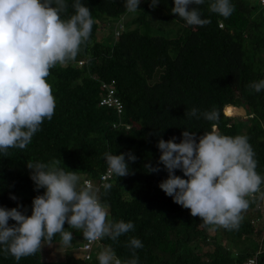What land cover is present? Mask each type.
Listing matches in <instances>:
<instances>
[{
	"label": "trees",
	"instance_id": "16d2710c",
	"mask_svg": "<svg viewBox=\"0 0 264 264\" xmlns=\"http://www.w3.org/2000/svg\"><path fill=\"white\" fill-rule=\"evenodd\" d=\"M74 2L66 0L62 18L74 14ZM81 2L95 21L90 39L75 59L50 69L47 80L56 101L52 119L44 120L25 149L0 152V206L22 205L19 210L30 216L33 199L45 189H36L27 164L59 159L65 171L83 177L82 186L85 179L99 186L110 220L130 221L134 229L117 241H96L86 258L78 248L86 241L82 232L66 222L81 257L67 250L63 258L45 259L44 240L34 255L19 261L0 250V264H99L98 254L107 246L126 261L133 258L128 246L133 237L143 244L135 249L138 264H264V196L247 197L250 205L238 228L206 225L159 187L168 172L159 164L158 148L160 139L176 137L180 143L186 130L198 140L215 124L223 135L248 138L256 172L264 177V89L250 87L264 80V6L230 0L234 11L224 18L210 12L213 0H204L193 7L210 23L195 27L172 13L174 0H158L155 8L151 0H141L135 13L126 12V0ZM118 23L122 27L116 35ZM101 28H108L107 35H99ZM103 82L114 83L122 112L100 105ZM232 107L236 110L230 112ZM192 108L199 110L197 116L188 115ZM212 110L218 118L210 122L202 113ZM105 152H131L137 159L129 161L128 175L111 174L101 183L108 170ZM146 164L161 170L150 172ZM175 174L187 179L180 169ZM51 243L62 244L60 235Z\"/></svg>",
	"mask_w": 264,
	"mask_h": 264
},
{
	"label": "clouds",
	"instance_id": "9594fccd",
	"mask_svg": "<svg viewBox=\"0 0 264 264\" xmlns=\"http://www.w3.org/2000/svg\"><path fill=\"white\" fill-rule=\"evenodd\" d=\"M141 0H126V12L139 10ZM204 0H174L172 13L189 26L203 27L210 23L201 16L198 7ZM158 0H151L155 8ZM74 14L67 12L66 0H0V152L7 155L10 148L25 149L41 129L45 119L51 120L56 107L52 86L47 78L50 69L75 59L82 44L89 39L95 23L90 8L75 0ZM209 10L224 18L234 11L230 0H213ZM256 92L264 89V80L250 85ZM197 108L188 113L197 116ZM203 117L215 121L217 113L204 111ZM183 139H160L159 164L167 169L168 177L159 187L174 202L190 209L193 217H200L206 225L226 229L239 227L241 213L249 208L250 200L261 193L264 177L256 172L255 152L243 135L226 136L212 125L198 140L196 134L183 132ZM127 157V159H126ZM110 174L128 175L129 161L137 157L131 152L119 155L105 152ZM61 161L29 162L31 179L36 189H45L32 201L31 215L19 208L0 206V250L19 261L34 255L44 240L51 242L56 234L65 246H71L73 234L64 227L80 230L92 243L109 237L113 241L134 229L132 222L110 220L108 205L99 198V189L91 184L78 187L76 171H65ZM150 172L159 166L146 164ZM182 170L184 177L175 174ZM105 190L110 184L103 185ZM11 199H17L14 195ZM9 220L15 221L10 225ZM133 258L121 261L111 246L98 254L99 264H138L135 249L143 247L141 240L131 238L128 245Z\"/></svg>",
	"mask_w": 264,
	"mask_h": 264
},
{
	"label": "built area",
	"instance_id": "2783aa9c",
	"mask_svg": "<svg viewBox=\"0 0 264 264\" xmlns=\"http://www.w3.org/2000/svg\"><path fill=\"white\" fill-rule=\"evenodd\" d=\"M254 3H258L260 6H264V0H251ZM122 27V24L117 25L116 27V35L120 34V28ZM82 62V61H80ZM104 92L102 95V98L100 99V105H105L108 107H113L117 109V111L120 113L123 110V102L122 100L116 95V89L113 82H103L102 83ZM116 125V124H115ZM126 128H130L129 124L125 125ZM111 174L109 173V170H107L101 177V183L102 181L107 180ZM84 185L87 186L88 184H91L93 187L97 188L99 187L96 183H93L91 179H85L83 181ZM95 244L92 243L90 246H88V241H85L83 244H81L78 248L83 252L84 257L88 258L90 256V249ZM250 263L253 262V260L249 261Z\"/></svg>",
	"mask_w": 264,
	"mask_h": 264
},
{
	"label": "rangeland",
	"instance_id": "374dc122",
	"mask_svg": "<svg viewBox=\"0 0 264 264\" xmlns=\"http://www.w3.org/2000/svg\"><path fill=\"white\" fill-rule=\"evenodd\" d=\"M195 27H200V26H195ZM108 33V28H101L100 31H99V35H107ZM237 115H241V116H244L245 113H240V112H237L235 113ZM78 178H79V184H78V187H81V181L83 179L82 176H79L78 175ZM261 221L264 222V217L261 219ZM77 244L74 243L73 241H71V246H65L63 243L62 244H59V243H51V242H47V243H43V246H42V251H43V257L45 259H56V258H63L64 255H65V252L67 250H69V254L73 255V256H79L81 257L82 254L80 251L77 250Z\"/></svg>",
	"mask_w": 264,
	"mask_h": 264
},
{
	"label": "bare ground",
	"instance_id": "6f19581e",
	"mask_svg": "<svg viewBox=\"0 0 264 264\" xmlns=\"http://www.w3.org/2000/svg\"><path fill=\"white\" fill-rule=\"evenodd\" d=\"M236 107V106H235ZM235 107H232L231 109H230V112H233V111H235L236 110V108ZM239 108V107H238ZM237 115V114H236Z\"/></svg>",
	"mask_w": 264,
	"mask_h": 264
}]
</instances>
